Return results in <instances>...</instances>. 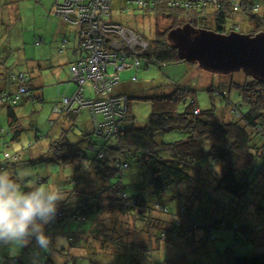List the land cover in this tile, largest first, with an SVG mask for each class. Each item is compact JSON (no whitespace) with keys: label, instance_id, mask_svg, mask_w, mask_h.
Instances as JSON below:
<instances>
[{"label":"trees","instance_id":"16d2710c","mask_svg":"<svg viewBox=\"0 0 264 264\" xmlns=\"http://www.w3.org/2000/svg\"><path fill=\"white\" fill-rule=\"evenodd\" d=\"M114 1L111 0L108 19L110 23L124 25L111 15ZM135 1L117 0L120 12H152L153 20H167L170 25L163 32L155 29L151 38L124 25L147 46L137 58H133L138 61L137 67L117 74L119 81L111 86L108 93L110 97L125 100V113L122 120L116 123L114 135H108L105 128L95 129L88 108L78 109L74 105L67 109L63 102L65 97H62L60 108H53L58 120L51 121L54 124L51 132L55 137L44 145L48 147L47 153L42 150L41 141L36 137L35 144H19L18 148H13L23 136L17 108L28 102L42 103L43 83L40 78H32L26 71L6 69L0 52V84L7 87L5 90L0 89V110L6 117L7 127L4 129L0 126V134L5 138L4 144L13 148L11 153L5 151L0 158V170L8 171L19 180V166L30 168L33 163L45 161L61 165L62 175L53 184L62 190L65 200L59 204L56 220L46 226L47 234L53 239L51 251L70 250V254L75 249L83 255L96 252L109 264H116L117 257L121 259V264H145L146 260L154 264L155 251H160L162 245L173 244L178 250L174 264H206L199 251L206 241L215 239L211 231L218 227L230 228L228 221L223 222V218L208 223L212 217L207 215L218 211L217 203L229 200L234 209L230 215L234 219L244 218L249 209L252 210V216L264 214V82L244 73L239 77L237 74L240 72L223 76L201 69L206 76L220 78L219 81L215 77L220 82L217 88H213L216 81L211 79V85L206 89L211 98L216 94L222 98L223 105L219 108L211 105L208 109H202L197 103L196 92L182 84L165 80L159 84L152 82L143 90L141 86L134 87V84L138 83L141 70L151 66L160 69L169 64L185 63L179 60L169 35L186 24L217 34H228L235 31H226L227 23L233 20L232 25L235 26L234 21L239 17L254 24L253 29L245 34L254 36L264 32V0L262 10L254 0H146L148 4L145 6L137 5ZM62 2L54 0L51 13ZM66 24L77 29L78 51L81 55L69 65V74L70 67L86 55L80 51L83 27ZM63 41L66 46L67 41L63 39L58 48L59 53L65 48L61 49ZM113 73L110 67L109 74ZM123 74L128 77L123 80L126 84L121 90L118 85ZM11 87L13 90L8 92ZM232 92L238 95L240 104L247 107L246 111L230 103ZM94 93L93 99L83 97L84 100L100 101L102 98ZM132 99L150 104L151 113L140 127L126 124ZM82 110L88 112L90 132L86 130L85 123H80L79 114ZM81 126L83 130H80ZM76 129L80 141L78 144L77 140L70 141L67 135L73 131L76 137ZM89 133L99 137L101 142L93 145ZM157 135L170 137V140H158ZM25 154L30 159L24 160ZM37 180L51 187L52 182L41 177ZM208 189L211 191L208 198L212 203L208 209L200 211L206 214V219H197V211L191 209L195 201L204 198L203 194ZM214 191L224 192L225 195L223 198H213ZM173 200L180 204L179 216L178 212L170 214L167 207L166 202L174 203ZM179 218L185 219L181 233ZM63 226H67V231L62 230ZM242 226L232 225L231 229L237 232ZM197 232L203 236L199 243L194 236ZM58 234L67 235L70 240L76 236L77 245L70 249H56L58 244L54 237ZM234 241L233 246L240 239L234 235ZM34 242L33 239L18 256H5L2 263L27 264L32 256L37 257L36 251L40 250L36 247L31 252L30 247ZM41 255L48 256L51 253ZM52 259L50 256L46 262L36 264H54ZM75 259L78 258H72ZM96 259L97 262L93 264H98L99 260ZM231 259L230 264H264V252L233 255Z\"/></svg>","mask_w":264,"mask_h":264},{"label":"rangeland","instance_id":"374dc122","mask_svg":"<svg viewBox=\"0 0 264 264\" xmlns=\"http://www.w3.org/2000/svg\"><path fill=\"white\" fill-rule=\"evenodd\" d=\"M254 2L258 4L260 10L263 9V0H254ZM53 4L54 0H0V17L3 22H0V52L2 53V58L6 69L11 71H24L23 68H26L33 58H38L40 62H44L43 65H45V62L47 61L54 63L56 61L54 58L58 56L56 53H58L57 47L59 48L60 42L63 39L67 41L65 50H68L67 48L75 42L74 40L77 36L76 30L51 13ZM111 15L113 16L114 20L121 22L126 27H133L132 30L134 28L139 30L147 38H151L150 36L154 35L155 29L163 32V30L168 28L170 25L167 20H153L152 12L145 13L142 10H131L125 14H122L120 12V3H118L116 0L113 2ZM232 22L233 20L227 23L226 31L229 29H234L236 33L245 34L250 32L253 29L252 25H254L251 21L248 22L245 19L239 17L234 21L235 26L237 27L232 25ZM124 25L121 26L126 28ZM155 25L159 26L156 27ZM209 25H211V23H209ZM195 29L198 28L195 27ZM39 40L41 41V45H35L36 41ZM2 42L7 43L8 47L4 46L6 48L5 50L2 48ZM8 49L11 52L10 56L8 54ZM54 49H56L55 52ZM64 55L65 53L58 57L64 60ZM55 69L57 71H61L60 75H62V78L65 75H68V66H63L62 70H60L59 67ZM41 70L44 71L42 90L43 102H28L17 108V114L20 119V128L22 130L23 136L20 138L19 143H15V145H13V148H18L19 144L20 146H27L32 143L35 144L37 141L35 139L36 137L41 141L42 150L47 153L46 150L48 147L47 145L44 147V145L46 143L48 144V142L52 140V137H55L51 131L52 127L54 126L53 122L58 120V115L53 113V108L56 106L60 108L61 98H71L73 93L69 96L61 94L63 93L65 86H67V83H64L60 90L61 95H59L57 92V89L59 88L58 84L55 82L53 83L52 81L54 79L52 71L45 68H42ZM237 75L241 77L242 72ZM215 77L217 78V76H206L201 71V68L191 63L169 64L168 66H164L160 69L151 66L149 69L144 71L141 70L138 73L139 81L137 84H134V87L141 86V90H143L147 89L146 87L152 82L159 84L161 82L163 83L165 80H170L176 84H182L186 88L195 91L197 103L202 109H208L211 107V105L219 108L223 105L222 98H220L217 94L211 98L206 89L207 86L211 85V79L216 81L213 84V88L218 87L217 85L220 83V78H217L219 80L218 81ZM40 79H42V77H40ZM124 79H126V76L123 74L122 82ZM227 79H229L228 76ZM68 85L70 86L73 84L69 83ZM73 87L76 86L74 85ZM83 93L84 98L93 99L95 97L94 89L89 84L85 85ZM74 99L75 98H73V100ZM229 99L230 103L233 106L239 107L241 111L244 112L247 110L246 106L240 104V99L235 92L230 94ZM82 107L83 106H81V108ZM0 111V126L4 129H7L6 117L3 113V110ZM150 113L151 110L149 103L138 99H132L130 101V113L126 120V124L140 127L146 123ZM87 116L88 115L85 110H82V112L79 114V120H87ZM52 120L53 122L51 123ZM77 130L78 129H76L74 132L77 135L76 137L72 134L73 131L69 132L67 135L70 136V141L73 142L77 140L78 144L80 141ZM80 130H83L82 126L80 127ZM86 130L89 131L88 126ZM89 134V139L92 141L93 145L99 144L96 142H101L99 137L91 133ZM0 137V158H2L5 151L11 153L13 148H10V146L4 144L5 138L2 137L1 134ZM157 139L170 140V137L157 135ZM26 159H30V156L27 154L24 156V160ZM29 167L30 168H27V166L18 167L19 181L25 185L28 181L33 179L37 180L38 177H41L47 180V182H52L51 186H53L55 185L53 184V181L56 182L58 176L62 175L61 165L57 162L45 161L41 164L33 163ZM43 185L47 186V184ZM206 192L207 193L203 194L204 198L199 200V202L198 200L195 201L191 209V211H197L198 214H195L197 219L199 217L206 219V214H203L200 211L201 209L202 211H205V209H208L212 203V201H210L208 198L211 191L208 189ZM224 195V192H216L213 198H217L218 196L223 198ZM173 202L174 203L166 202L167 207L170 211V214H177L178 212L179 216L180 213L178 208L180 204H178L175 200H173ZM221 202L222 203H217L219 206L218 211H214L213 214L207 215L212 217L208 219V223L213 222L214 220H222L223 218V222L228 221L227 223L229 224L230 228L222 229L218 227L217 229L211 231V234L215 239L213 241H206L203 245V249H200L199 251V255L201 256L203 263L207 264V262H210L211 264H219L224 262L225 264H230L229 259L232 261L231 258L233 255L244 256L264 252V214H256L252 216V210L249 209V212L244 216V218L238 217L237 219H234V216L230 215L234 212V209H232V205L230 204L229 200H223ZM181 204L185 205L184 203ZM198 207H200V209H198ZM212 209L214 208L212 207ZM248 216H250V218H247ZM184 220L185 219L183 218L178 219V222L182 228L185 224ZM218 224L219 223H217V226ZM232 225L238 227L241 225L243 226L241 230L234 232L231 229ZM62 230H64V232L67 231V226H63ZM247 233L250 234L248 235ZM233 234L236 235L238 239H240V242H236L235 248V245L233 246L235 242ZM57 236L63 237L64 240L58 244L57 248L55 247L56 249H70L71 247H75L78 243V238L76 236L73 240H70L68 239L67 235L58 234L55 235L54 241L56 240ZM171 245H162L160 251H155L157 254L154 255V261H156L154 264H174L175 256H177L178 250L173 247V244ZM36 247L37 246L34 242L30 247L31 252H33L32 250H36ZM69 251L56 252L51 251L50 249L48 252H45L43 250H37V257L35 258L32 256L27 264H36L37 262L44 263L50 256L53 258V261L55 258L54 264H93L94 261L97 262L96 257L99 260L98 264H109V262L103 260L99 255H96V252H90L87 255H83L79 254V252H77L75 249H73L70 254ZM21 253L22 249L10 253L7 247H0V264H3L2 259L5 258V256H18ZM48 253H51V255H41ZM229 255L230 257L228 258ZM73 257H77L78 259L72 260ZM116 264H121V259L119 257L116 258ZM145 264H151V262L146 260Z\"/></svg>","mask_w":264,"mask_h":264},{"label":"built area","instance_id":"2783aa9c","mask_svg":"<svg viewBox=\"0 0 264 264\" xmlns=\"http://www.w3.org/2000/svg\"><path fill=\"white\" fill-rule=\"evenodd\" d=\"M135 2L140 6L148 4L146 0ZM110 3L111 0H63L52 13L72 26L83 27L80 51L86 56L70 67L69 76L76 85V91L71 98H63V102L67 109L74 105L78 109L81 106L88 108L95 129L105 128L108 135H114L116 123L125 113V100L110 97L108 93L111 86L119 81L117 74L137 67L138 61L133 58H137L147 44L127 28L110 23ZM64 46L65 41L61 49ZM110 67L113 74H109ZM86 84L93 87L102 98L100 101L84 100L82 95Z\"/></svg>","mask_w":264,"mask_h":264},{"label":"clouds","instance_id":"9594fccd","mask_svg":"<svg viewBox=\"0 0 264 264\" xmlns=\"http://www.w3.org/2000/svg\"><path fill=\"white\" fill-rule=\"evenodd\" d=\"M65 200L62 190L30 180L22 184L6 170H0V247L11 252L27 247L32 240L48 252L53 239L46 226L56 220L58 207ZM63 237H56L59 244ZM55 261V258H54Z\"/></svg>","mask_w":264,"mask_h":264},{"label":"water","instance_id":"95a60500","mask_svg":"<svg viewBox=\"0 0 264 264\" xmlns=\"http://www.w3.org/2000/svg\"><path fill=\"white\" fill-rule=\"evenodd\" d=\"M169 40L179 60L212 74L242 72L264 82V32L251 36L229 32L217 34L184 25L172 31Z\"/></svg>","mask_w":264,"mask_h":264},{"label":"crops","instance_id":"0c3cea01","mask_svg":"<svg viewBox=\"0 0 264 264\" xmlns=\"http://www.w3.org/2000/svg\"><path fill=\"white\" fill-rule=\"evenodd\" d=\"M117 1V0H116ZM72 28V27H71ZM75 30H76V34H77V36H76V38H75V42L72 44V45H70L67 49L68 50H65L66 49V46H65V48H64V50H63V52L62 53H60L59 54V52L58 53H56V54H58V56H60V55H62L63 53H65V59L64 60H62L60 57H58V56H56V58H54L56 61L54 62V63H52V62H49V61H47V62H45L46 64L45 65H43L44 64V62H40V60H38V58H33V60L32 61H30L29 62V65L28 66H26V68H24V71H26V72H28L29 74H31L32 75V78H40V77H42V79H41V83H43V70H41L42 68H45V69H50L51 71H52V74H53V76H54V79L52 80L53 81V83L55 82V83H57L58 84V89H57V92L59 93V95H61V94H64V95H71L72 93L74 94V92L76 91V89H75V87H73V85H68L69 83H71L70 81V77H69V74H68V70H67V74L68 75H65L63 78H62V75H60V72L61 71H57L55 68H57V67H59L60 68V70H62L63 69V66H68L69 67V65H71L73 62H76L79 58H80V53H79V51H78V47H79V36H78V33H77V29L76 28H74ZM66 34V33H65ZM67 44V43H66ZM35 45H41V41L39 40V41H36V43H35ZM4 46H7V43L6 42H2V48H3V50H5L6 48L4 47ZM8 47V46H7ZM57 49H58V47H57ZM55 50L56 49H54V52H55ZM65 51V52H64ZM8 54H9V56L11 55V52H10V50L8 49ZM19 61H20V59H19ZM20 63H21V61H20ZM45 66V67H44ZM38 67L40 68V72H38ZM2 68L0 67V70H1ZM4 70V69H3ZM128 77V76H127ZM126 77V78H127ZM64 83H67V86H65V89H64V91H63V93H61L60 94V90H61V88H62V85L64 84ZM126 83H123L122 81H121V83L118 85V88L119 89H121V90H123V88H124V85H125ZM0 89L1 90H5V89H7V87H5V86H3V85H1L0 84ZM118 89V90H119ZM13 90V88L11 87L10 89H8V92H11ZM72 97V96H71ZM82 112V111H81ZM85 112L87 113V115H88V112H87V110H85ZM80 123L83 125L84 123H85V125H90L89 124V121H88V116H87V120H82V121H80ZM90 128V127H89ZM89 132H90V130H89ZM182 230H183V228L181 227V230L179 231V233H181L182 232ZM194 236H196V238L198 239V243L200 242V240L203 238V236H202V233L201 232H197V233H195L194 234ZM201 245V244H200Z\"/></svg>","mask_w":264,"mask_h":264},{"label":"bare ground","instance_id":"6f19581e","mask_svg":"<svg viewBox=\"0 0 264 264\" xmlns=\"http://www.w3.org/2000/svg\"><path fill=\"white\" fill-rule=\"evenodd\" d=\"M97 114H100V113H97Z\"/></svg>","mask_w":264,"mask_h":264}]
</instances>
